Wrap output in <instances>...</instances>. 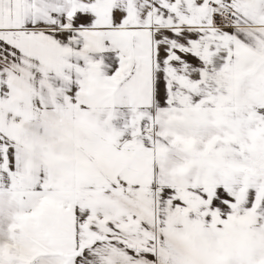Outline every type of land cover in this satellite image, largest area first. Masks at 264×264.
<instances>
[{
	"label": "snow or ice",
	"instance_id": "snow-or-ice-1",
	"mask_svg": "<svg viewBox=\"0 0 264 264\" xmlns=\"http://www.w3.org/2000/svg\"><path fill=\"white\" fill-rule=\"evenodd\" d=\"M0 264H264V0H0Z\"/></svg>",
	"mask_w": 264,
	"mask_h": 264
}]
</instances>
